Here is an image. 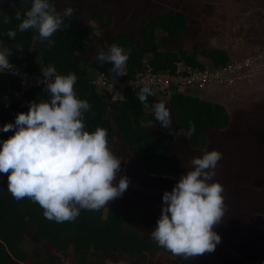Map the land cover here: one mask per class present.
Segmentation results:
<instances>
[{"label":"trees","instance_id":"16d2710c","mask_svg":"<svg viewBox=\"0 0 264 264\" xmlns=\"http://www.w3.org/2000/svg\"><path fill=\"white\" fill-rule=\"evenodd\" d=\"M58 1L69 0H49L50 3ZM3 3L4 0H0V47L12 50L9 62L24 67L32 75H43L41 69L48 66H54L57 74L75 73L74 91L79 99L91 105L90 111L84 113V130L90 133L98 127L107 130L109 148L122 159L120 175L127 176L130 183L122 196L101 209H81L75 220L58 223L45 218L44 209L30 198L15 199L8 191L10 173H0V264H264V250L259 248L262 245L258 240H247L245 229L248 227L244 221L230 223L224 218L214 228L221 236L215 251L192 259L174 256L152 239L164 206L163 194L172 191L180 180L175 182L172 177L182 172L177 169L179 159L172 140L155 130L160 123L151 105L158 101L165 105L169 102L177 126L185 134L189 121H193L196 131L189 140L195 149H200L204 144L202 140H207L211 131L227 125L223 109L203 101L201 96H192L193 90L177 91L170 99L149 96L147 108L136 98L141 88L127 90L125 100L114 99L93 83L102 72L116 73L109 71L114 66L111 62L98 60L99 54L95 52L99 35L89 24L73 15L65 17L62 29L50 38L54 43L49 44L40 39L36 29L22 32L18 28L33 0H13L11 7L1 9ZM17 13L20 20L16 19ZM5 16L11 17L7 24ZM114 18L111 10L91 8L86 21H95L98 30L105 33ZM132 24L119 25L104 49L107 53L113 43L123 50L130 49L125 53L129 57L126 79L144 67L142 60L147 54L151 55L148 60L156 72H174L176 62L201 69L206 67L185 50L159 53L161 45L176 41L186 33L187 23L180 13L167 12L144 21L137 33L132 32ZM10 30L16 31L14 39L6 35ZM157 30L161 31L159 43ZM137 34L141 36L140 45L134 38ZM203 53L214 61L213 67L230 62L225 52L204 50ZM19 88L18 78L0 72V129L7 123L14 124L19 113L28 112L20 109L15 101L8 108L4 107L11 96L9 89ZM26 98L37 103L51 99L43 84L28 89ZM14 134L15 129L0 131V147ZM227 174L222 181L213 178L229 187L234 180ZM119 179L120 176L117 183ZM223 196L225 198L224 193ZM25 241L33 245L29 253L22 248Z\"/></svg>","mask_w":264,"mask_h":264},{"label":"clouds","instance_id":"9594fccd","mask_svg":"<svg viewBox=\"0 0 264 264\" xmlns=\"http://www.w3.org/2000/svg\"><path fill=\"white\" fill-rule=\"evenodd\" d=\"M73 13L71 7L61 14L49 0H33L18 28L22 32L36 29L42 41L52 44L50 38L62 29L64 18ZM16 19H21L20 13ZM10 20L5 16L4 23ZM6 35L14 39L16 31L10 30ZM11 54L6 46L0 47V72L13 67L8 59ZM128 59L115 43L107 53L101 50L98 55L101 63L114 65L109 71L117 76L122 75ZM41 72L40 82L43 81L44 91L51 99L31 102L27 113H19L14 124L7 123L0 129H15V134L0 147V173H10L8 191L15 199L28 197L37 202L49 220L73 221L81 209L99 210L122 196L130 181L120 175L122 159L109 148L107 130H84V113L90 111L91 105L74 91L76 74L58 75L54 66ZM149 96H154V92L144 86L136 98L147 108ZM151 108L160 126L177 137L179 133L172 128L171 113L165 103L155 102ZM195 131V123L189 121L186 135L190 138ZM222 156L220 151L212 150L194 158V170L185 173L172 191L163 194L162 214L151 235L174 256L192 259L214 252L221 242L214 228L225 216L224 187L210 181Z\"/></svg>","mask_w":264,"mask_h":264},{"label":"rangeland","instance_id":"374dc122","mask_svg":"<svg viewBox=\"0 0 264 264\" xmlns=\"http://www.w3.org/2000/svg\"><path fill=\"white\" fill-rule=\"evenodd\" d=\"M246 0H230L228 4L239 2L238 5H245ZM255 1V7L263 8L264 0ZM67 4H65V3ZM51 3L55 6L57 12L63 14L68 7L73 8V16L80 18L84 23L89 24L93 32L99 35V43L95 53L109 46L112 32L125 24L133 22L132 32L137 33L143 27L144 21H150L158 15L167 12H177L185 17L187 23L186 33L176 41H169L166 45H161L159 53L170 51L185 50L188 54H194L195 57L204 62V66L211 68L210 57L205 56L203 51L218 50L224 42L225 35L220 29V22L224 12L220 10L225 7L224 0H69ZM13 0H4L1 9L11 7ZM65 5V6H64ZM247 8V5H245ZM91 8L108 9L114 14V22L106 28V32L98 30V24L89 20L86 21L88 12ZM192 9V10H191ZM239 10H243L240 8ZM240 12V11H239ZM249 20V19H248ZM215 28V29H214ZM158 43L160 41L161 31H155ZM138 45L141 44L140 34L134 35ZM216 44H214V43ZM161 44V42H160ZM255 50L247 51L246 56H239L229 63L241 66L240 68L231 67V71L226 77L233 75L235 71L244 73L243 79L233 82L224 81V85L232 86L234 91L226 90L224 93L214 92V98L220 100L225 106L226 112H223L227 118V125L223 128H216L208 134L207 140L203 139V145L200 149H195L189 140V137L180 131L176 123V115L170 108L169 102L166 107L170 110L172 119V128L176 130L177 137L169 134V129L157 125L155 130L161 134L170 137L173 143L176 157L179 159L177 169L182 174L172 177L175 182L185 173L194 170L191 161L194 158L202 157L204 153L212 150L220 151L223 156L218 161L215 169V179L222 181L229 175L233 177L234 183L224 187L225 194V216L227 222L235 223L244 221L248 228L245 229L247 240L259 241L264 245V44ZM130 49L125 48L124 52L129 53ZM254 51V52H253ZM146 55L142 63L146 69L149 65V57ZM23 58V57H22ZM182 62H176L181 64ZM91 63H89L90 68ZM128 73L126 66L122 75ZM253 84V85H250ZM218 83H211L201 90H193L190 93L194 97L199 96V92L206 94L209 88L218 86ZM100 90V89H99ZM189 92L188 90H185ZM232 92V94H231ZM197 94V95H195ZM202 96V95H201ZM220 107V106H219ZM24 110V109H23ZM28 111V110H26ZM112 121V119H111ZM166 177V176H164ZM219 177V178H218ZM155 178V176H153ZM214 178L210 182H218ZM107 211H104V216ZM256 230V234H255ZM260 246L262 250L264 247ZM33 245L28 242L23 243V249L29 253Z\"/></svg>","mask_w":264,"mask_h":264},{"label":"built area","instance_id":"2783aa9c","mask_svg":"<svg viewBox=\"0 0 264 264\" xmlns=\"http://www.w3.org/2000/svg\"><path fill=\"white\" fill-rule=\"evenodd\" d=\"M13 67L4 73L12 75L19 80V89H9L11 94L8 101L4 103V107L8 108L15 101L18 102L19 108L29 110V105L32 101L26 98V92L30 88H35L43 84L41 78L43 75H32L24 67L10 63ZM237 67L241 70L245 64L236 66L228 63L220 67H199L187 66L184 63L177 64V68L172 71L156 72L152 65L146 66L145 70L135 72L129 78H125L127 74L117 76V74L100 73L93 81L94 85L100 89L102 93L111 95L114 99L125 100L127 90H136L144 86L150 87L156 98L170 99L177 91L183 90H201L206 88L208 84L218 83L224 85V81L233 82L236 79H243L244 73L235 71L232 76L226 77L231 71V67ZM61 75V74H58ZM235 79V80H234Z\"/></svg>","mask_w":264,"mask_h":264},{"label":"crops","instance_id":"0c3cea01","mask_svg":"<svg viewBox=\"0 0 264 264\" xmlns=\"http://www.w3.org/2000/svg\"><path fill=\"white\" fill-rule=\"evenodd\" d=\"M224 1L226 5L223 10H220V13L224 12L221 19L222 22H220V29L223 31L225 39L224 42H220L222 46L216 49L225 52L230 60H235L239 56H246L247 51L255 50V48H259L261 44H264V7L257 8L255 7V1L250 2L248 0L244 1L247 8L245 5H238L239 2H235L233 7H231L232 4H228L230 0ZM240 8H243V10H239ZM195 61L204 64V62H200L201 59L197 57H195ZM209 62L211 63L210 67H213L214 61L211 59ZM233 89L232 86L218 85L215 88H209L206 94L202 92H199V94L200 96L202 95L201 98L203 101L216 104L223 109V112H226V108L220 100L218 101L214 98V92L218 91L222 94L223 92L225 93L226 90H228V92L231 90L234 91Z\"/></svg>","mask_w":264,"mask_h":264},{"label":"water","instance_id":"95a60500","mask_svg":"<svg viewBox=\"0 0 264 264\" xmlns=\"http://www.w3.org/2000/svg\"><path fill=\"white\" fill-rule=\"evenodd\" d=\"M189 91V89H187Z\"/></svg>","mask_w":264,"mask_h":264}]
</instances>
